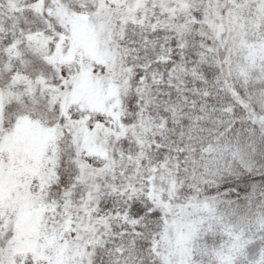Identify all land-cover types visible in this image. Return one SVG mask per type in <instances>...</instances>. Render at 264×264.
<instances>
[{
  "label": "snow or ice",
  "instance_id": "snow-or-ice-1",
  "mask_svg": "<svg viewBox=\"0 0 264 264\" xmlns=\"http://www.w3.org/2000/svg\"><path fill=\"white\" fill-rule=\"evenodd\" d=\"M0 264H264V0H0Z\"/></svg>",
  "mask_w": 264,
  "mask_h": 264
}]
</instances>
